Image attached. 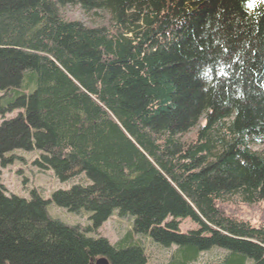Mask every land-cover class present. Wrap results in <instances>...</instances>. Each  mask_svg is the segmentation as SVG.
<instances>
[{
  "label": "trees",
  "instance_id": "16d2710c",
  "mask_svg": "<svg viewBox=\"0 0 264 264\" xmlns=\"http://www.w3.org/2000/svg\"><path fill=\"white\" fill-rule=\"evenodd\" d=\"M0 119L2 167L35 150L83 180L49 200L0 184V264H146L132 236L166 264H264V221L234 212L264 204V0H0ZM115 211L127 233L90 236Z\"/></svg>",
  "mask_w": 264,
  "mask_h": 264
},
{
  "label": "rangeland",
  "instance_id": "374dc122",
  "mask_svg": "<svg viewBox=\"0 0 264 264\" xmlns=\"http://www.w3.org/2000/svg\"><path fill=\"white\" fill-rule=\"evenodd\" d=\"M62 15L66 19L78 20L86 24L97 23L88 21L77 9L65 8ZM1 121V119H0ZM5 157H12L11 163L4 167L0 164V184L5 188L8 194H12L29 200L31 192L35 190L44 200H49L51 194L56 190H67L71 185L76 184L78 180H71L66 183L58 182L51 171H40L35 165L37 157L36 151L16 150ZM48 215L67 225H80L82 227L90 226L88 215L84 212L71 214L54 204H48L46 207ZM236 212L241 218H247L253 224L264 221V204L257 206L237 209ZM131 217H120L115 211L95 232L90 236L102 237L111 244L121 238L129 230ZM195 225L190 220H183L180 224L181 232H187L194 229ZM132 242H138L147 255L146 264H166L169 260L171 249H162L153 245L146 237L132 236ZM223 253L218 250H212L199 256L197 264H219Z\"/></svg>",
  "mask_w": 264,
  "mask_h": 264
},
{
  "label": "water",
  "instance_id": "95a60500",
  "mask_svg": "<svg viewBox=\"0 0 264 264\" xmlns=\"http://www.w3.org/2000/svg\"><path fill=\"white\" fill-rule=\"evenodd\" d=\"M92 264H109V263L105 258L101 257L95 260V262H93Z\"/></svg>",
  "mask_w": 264,
  "mask_h": 264
}]
</instances>
